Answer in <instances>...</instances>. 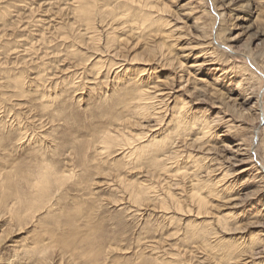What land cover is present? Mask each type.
Here are the masks:
<instances>
[{"label": "rangeland", "instance_id": "374dc122", "mask_svg": "<svg viewBox=\"0 0 264 264\" xmlns=\"http://www.w3.org/2000/svg\"><path fill=\"white\" fill-rule=\"evenodd\" d=\"M0 264H264V0H0Z\"/></svg>", "mask_w": 264, "mask_h": 264}, {"label": "bare ground", "instance_id": "6f19581e", "mask_svg": "<svg viewBox=\"0 0 264 264\" xmlns=\"http://www.w3.org/2000/svg\"><path fill=\"white\" fill-rule=\"evenodd\" d=\"M82 5H83L82 12L84 11L89 17V15L91 14L92 8L85 9L86 7H85L84 3ZM14 83L17 85V83H19V81L17 80ZM110 140H111V138L108 136V137H106V139L103 140V143L109 145L108 142ZM253 140H254V138H253ZM49 167H47L46 163L38 164L34 171L32 170V172H29L30 174L33 173V177H34L33 181L31 180V185H32L31 188H32V191L34 194H32L31 199L29 200V203H28L29 208H31L32 210L38 211V209H40V207H41L40 205L46 200L47 196H45V195L47 194V190L49 189L50 181H52L53 179L55 181L61 180L60 176H58V174H57V176H55L56 172H51L52 169H50L51 167L50 168ZM197 199H198V204H200L201 206H203L205 204L204 199H202L200 197Z\"/></svg>", "mask_w": 264, "mask_h": 264}]
</instances>
